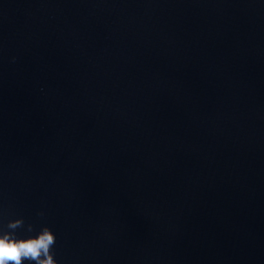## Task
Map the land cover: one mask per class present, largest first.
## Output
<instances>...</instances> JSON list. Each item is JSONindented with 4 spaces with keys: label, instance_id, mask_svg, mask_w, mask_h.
Returning <instances> with one entry per match:
<instances>
[{
    "label": "water",
    "instance_id": "obj_1",
    "mask_svg": "<svg viewBox=\"0 0 264 264\" xmlns=\"http://www.w3.org/2000/svg\"><path fill=\"white\" fill-rule=\"evenodd\" d=\"M17 216L57 264H264V0H0Z\"/></svg>",
    "mask_w": 264,
    "mask_h": 264
},
{
    "label": "clouds",
    "instance_id": "obj_2",
    "mask_svg": "<svg viewBox=\"0 0 264 264\" xmlns=\"http://www.w3.org/2000/svg\"><path fill=\"white\" fill-rule=\"evenodd\" d=\"M43 217L42 211L37 213ZM27 235H20L17 230L25 229ZM34 233V234H33ZM56 235L52 228L43 224L36 230L33 224H25L23 216H17L0 227V264H57L54 246Z\"/></svg>",
    "mask_w": 264,
    "mask_h": 264
}]
</instances>
